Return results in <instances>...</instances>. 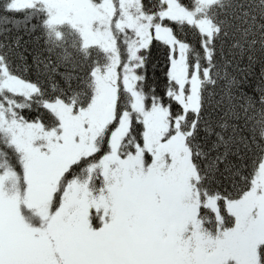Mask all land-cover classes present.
<instances>
[{"label":"snow or ice","instance_id":"snow-or-ice-1","mask_svg":"<svg viewBox=\"0 0 264 264\" xmlns=\"http://www.w3.org/2000/svg\"><path fill=\"white\" fill-rule=\"evenodd\" d=\"M0 264H264V0H0Z\"/></svg>","mask_w":264,"mask_h":264}]
</instances>
